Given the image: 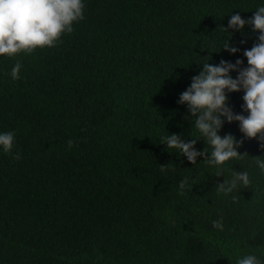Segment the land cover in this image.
<instances>
[{"label": "trees", "instance_id": "16d2710c", "mask_svg": "<svg viewBox=\"0 0 264 264\" xmlns=\"http://www.w3.org/2000/svg\"><path fill=\"white\" fill-rule=\"evenodd\" d=\"M261 2L85 0L84 19L56 45L0 55V131L15 133L12 152L0 151V264H231L264 248V175L250 157L216 176L201 157L193 165L158 144L165 131L198 134L179 94L198 62L246 66L257 33L246 25L228 37L221 26ZM224 37L241 50L203 48ZM228 96L242 112L243 91ZM225 133L243 136L236 121ZM238 151L262 154L255 138ZM233 168L252 180L235 202L215 185ZM185 176L193 185L181 192ZM219 216L223 231L211 224Z\"/></svg>", "mask_w": 264, "mask_h": 264}, {"label": "clouds", "instance_id": "9594fccd", "mask_svg": "<svg viewBox=\"0 0 264 264\" xmlns=\"http://www.w3.org/2000/svg\"><path fill=\"white\" fill-rule=\"evenodd\" d=\"M253 15L242 18L239 12L233 13L227 26H221L228 37L232 35L229 29L242 31L246 25L257 33L256 42L251 48L243 50L247 64L237 58L235 62L221 59L218 64L198 62L202 69L191 77L189 86L179 94L177 103L184 104L191 114L192 128L197 135L190 132L192 139L185 140L181 134L164 132L158 137V144L165 149L175 151L177 157L183 156L193 165L197 157L204 164L215 168V175H224L226 164L242 160L245 155L250 157L255 169L264 175V2L255 6ZM85 0H0V55L15 56L19 53H31L36 48L56 45L62 35L73 32L76 22L84 19ZM232 13V12H231ZM245 43L241 40V44ZM227 50L230 54L241 49L223 38V42L213 40L203 48ZM22 65L17 61L10 69L13 80L20 78ZM235 72L233 77L230 73ZM243 91L242 112H234L229 105L228 94ZM246 112L247 115H244ZM238 122L242 138L233 134H220L223 125L228 122ZM203 138L207 147H195L197 139ZM255 138L261 155L251 157L248 153L238 151L244 139ZM15 143L14 131H0V151L11 153ZM69 147L73 141L68 140ZM16 158L20 155L17 152ZM199 162V163H200ZM174 164H161L159 171L166 174L174 168ZM192 176L183 177L178 184L181 192L191 187ZM252 183L247 169L231 170V175L223 182L216 183V191L230 196L235 202L237 193ZM212 227L224 230L223 217L211 221ZM264 248L258 251H238L231 264H264Z\"/></svg>", "mask_w": 264, "mask_h": 264}]
</instances>
